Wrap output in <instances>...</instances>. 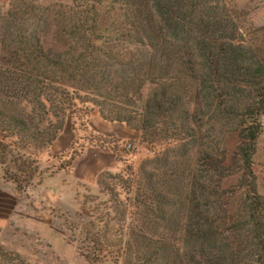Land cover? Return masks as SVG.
Returning a JSON list of instances; mask_svg holds the SVG:
<instances>
[{
	"label": "trees",
	"instance_id": "obj_1",
	"mask_svg": "<svg viewBox=\"0 0 264 264\" xmlns=\"http://www.w3.org/2000/svg\"><path fill=\"white\" fill-rule=\"evenodd\" d=\"M57 2L20 0L0 15V45L13 61L0 63L4 178L23 192L68 115L95 107L156 154L136 174L97 181L111 213L91 239L92 264H264L253 162L264 117V28L260 40L245 33L242 12L226 0ZM48 13L61 49L42 43Z\"/></svg>",
	"mask_w": 264,
	"mask_h": 264
},
{
	"label": "rangeland",
	"instance_id": "obj_2",
	"mask_svg": "<svg viewBox=\"0 0 264 264\" xmlns=\"http://www.w3.org/2000/svg\"><path fill=\"white\" fill-rule=\"evenodd\" d=\"M37 1L42 6L60 5L57 0ZM226 1L242 12L241 29L260 40L261 35L255 33L264 28V0ZM17 3L20 0H0V15ZM61 5L69 7L70 3ZM48 17L42 43L61 49L56 15L48 13ZM9 52L0 45V63H13ZM226 144L231 153L232 136ZM155 154L133 130L105 121L98 108L75 107L56 141L39 156V174L23 192L4 178L0 167V264H92L91 239L106 224L105 215L110 212L108 196L100 192L97 181L106 173L136 174ZM253 162L257 190L264 199V117ZM235 179L225 180L229 193ZM115 192L118 199L125 197L124 188L118 189L117 184ZM231 197L229 210L237 203V194ZM125 198L129 203V196Z\"/></svg>",
	"mask_w": 264,
	"mask_h": 264
}]
</instances>
